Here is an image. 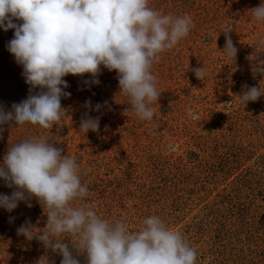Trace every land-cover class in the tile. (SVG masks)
Masks as SVG:
<instances>
[{
  "label": "rangeland",
  "instance_id": "374dc122",
  "mask_svg": "<svg viewBox=\"0 0 264 264\" xmlns=\"http://www.w3.org/2000/svg\"><path fill=\"white\" fill-rule=\"evenodd\" d=\"M261 3L149 0L161 15L187 14L194 22L189 35L152 65L161 93L152 105L153 119L142 121L131 111L115 71L102 67L101 83L91 86L83 83L91 79L87 74L68 75L65 91L71 96L61 101L65 117L51 129L3 125L0 164L9 146L25 138L55 142L76 158L88 188L73 206L91 207L110 224L121 220L130 232L159 216L196 250V264H264V96L247 105L236 97L245 85L264 87V77L253 78L250 71L252 59L264 58V45L257 47L264 40V22L255 21L250 11ZM226 26L238 49L235 61L222 52ZM13 35L14 29L0 28V106L5 110L26 99L30 89L22 66L7 50ZM197 67L206 72L203 80L191 71ZM88 99L93 108L104 101L108 105L90 112L100 116L99 131L83 134L79 125ZM11 192L0 179V193ZM31 203L29 208L21 202L11 213L0 208V264H60L58 253L17 235L28 219L45 227L40 204ZM77 258L86 264L85 256Z\"/></svg>",
  "mask_w": 264,
  "mask_h": 264
},
{
  "label": "clouds",
  "instance_id": "9594fccd",
  "mask_svg": "<svg viewBox=\"0 0 264 264\" xmlns=\"http://www.w3.org/2000/svg\"><path fill=\"white\" fill-rule=\"evenodd\" d=\"M148 5L149 0H0V28L14 29L7 50L30 86L27 98L13 103L11 110L0 106V133L6 124L51 129L67 114L61 101L71 93L65 91L69 84L64 77L87 74L91 79L84 80L85 85H99L102 67L117 73L119 93L127 96L136 117L151 121L152 105L161 95L152 65L161 52L189 35L194 22L187 14L161 15ZM250 11L255 21L264 22V3ZM231 31L226 26L222 52L235 61L238 49ZM261 45L264 40L257 42ZM191 71L199 80L206 76L202 67ZM250 71L253 78L264 77V58L252 59ZM244 89L236 95L244 105L264 96L260 84ZM106 105L108 101L93 108L86 100L88 111L81 116L79 132L99 131L100 116L90 112ZM63 153L55 142L28 137L11 144L4 155L0 179L12 192L0 193V208L11 213L21 202L31 208L35 199L47 217L43 228L25 220L16 229L18 236L36 239L45 250L58 253L60 264H81L79 255L86 264H196V250L159 216L144 219L141 230L130 232L121 220L110 224L91 207L73 206L88 188L81 183L76 158Z\"/></svg>",
  "mask_w": 264,
  "mask_h": 264
}]
</instances>
